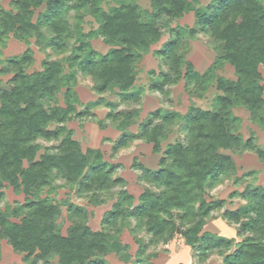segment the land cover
I'll use <instances>...</instances> for the list:
<instances>
[{"label": "trees", "instance_id": "1", "mask_svg": "<svg viewBox=\"0 0 264 264\" xmlns=\"http://www.w3.org/2000/svg\"><path fill=\"white\" fill-rule=\"evenodd\" d=\"M103 1L12 0V10L0 8V40L8 34L21 40L47 35V47L64 53L74 34L66 15L70 10H83L97 20L98 28L92 33L100 35L109 49L100 54L88 42L89 34L79 33L66 58L68 66L90 76L96 93L116 88L125 101L135 96L129 89L136 62L160 38L168 22L193 11L195 27L169 29L172 38L155 51L167 67L155 88L162 90L174 83L183 65L186 82L199 87L212 80V69L200 74L181 52L184 37L197 32L208 34L217 45L215 65L230 64L236 77L215 78L219 92L210 108L191 106L183 116L160 108L152 111V119L140 124L138 138L152 143L157 151L169 127L181 119L184 141L168 143L156 169L142 167L140 178L148 187L137 198L121 190L103 218V229L91 230L86 210L70 202V224L62 233L56 223L59 205L49 195H41L46 188L54 189L55 179L76 183L77 193L89 194L92 199L100 198L123 179L111 177L113 166L98 150L82 152L63 125L75 111V73H64L60 60H44L42 70L27 73L28 50L21 57L8 58L5 70L12 75L0 85V199L2 187L8 184L24 193L25 202L0 211V239L22 254L27 264L51 256H56L59 264H104L106 254H119L124 247L117 237L119 226L134 218L135 228L144 230L152 244L167 243L180 234L200 260L217 252L222 255L221 264H264V185H247L240 193L230 194H239L244 200L222 213L244 235L232 250V239L201 232L210 213L224 205L223 199L208 200L206 194L234 171V161L226 151H253L264 163V146L251 136L242 138L237 130L240 119L233 113L234 107H243L251 121L264 126V87L259 71V66L264 67L262 0H210L204 8L195 7L198 0H148L146 8L138 0H113L105 9ZM42 5L44 11L33 21L34 9ZM61 87H65V106L55 101ZM107 116L125 129L137 113L110 111ZM51 123L56 125L49 128ZM132 137L123 133L116 148L127 146ZM38 139L59 142L54 150L45 148L38 154ZM134 264L150 263L138 258Z\"/></svg>", "mask_w": 264, "mask_h": 264}, {"label": "rangeland", "instance_id": "2", "mask_svg": "<svg viewBox=\"0 0 264 264\" xmlns=\"http://www.w3.org/2000/svg\"><path fill=\"white\" fill-rule=\"evenodd\" d=\"M11 1L0 0V8L12 10ZM209 2L210 0H198L195 7L204 8ZM262 2L264 4V0ZM112 3L113 0H106L102 2L101 6L105 9ZM138 3L143 8L148 7V0H138ZM44 8L42 5L34 9L33 21L39 13L44 11ZM66 18L74 34H72L68 50L64 53H56L47 47V35L41 36V38L32 35L27 40H21L13 34H8L5 40H0V85L6 84L12 75L5 70L6 60L11 57H21L26 50L30 56V62L25 67L27 73L42 70L44 60H60L64 66V73H75L76 83L73 86L75 111L71 119L64 122L63 125L70 131L71 137L79 143L82 152H86L88 149L98 150L102 159L113 166L111 177H120L123 182L101 193L100 198L92 199L89 194L85 197L80 196L76 191V183L71 184L61 179H55L52 183L54 189L48 191L46 188L41 195H49L52 201L59 205L60 213L56 218V223L62 233H65L70 224L67 211V205L70 202L80 205L86 210L87 225L91 230L97 231L103 229V218L112 208L121 190L125 189L137 198L148 187V184L140 178L142 167L156 169L166 145L185 139L183 120L178 119L169 127L159 149L154 151L152 143L136 136L140 131V124L147 119H152L150 114L157 108L164 112H176L181 116L186 114L191 106L210 108L215 95L219 92L216 88L215 78L222 76L226 79H235L236 76L230 64L224 62L221 65H215L214 62L218 55L217 45L215 46L208 34L197 32L193 37L189 35L184 37L181 52H183L184 60L190 62L193 69L200 74L212 69V80L199 87L195 86L193 82H186L183 77L185 71L183 65L181 76L174 83L163 86L162 90L155 88L154 85L158 83L161 71L167 70L165 62L155 51L161 49L172 38L169 29L175 26L186 29L195 27L193 11H189L180 18L168 22L167 27H163L160 38L151 44L148 51L136 62L135 79L129 89V93L135 95L134 98L121 100L116 88L102 94L96 93L92 88L93 82L90 76L82 74L76 68L70 69L66 58L69 57L72 47L77 43L76 38L79 33H88V42L100 54L106 53L109 45L104 43L100 35L92 33L98 28V22L92 15L83 10L79 12L70 10ZM259 71L262 76L260 84L264 87V67L259 66ZM64 90L65 87H61L55 96L56 104L60 106H65ZM130 110H135L137 116L125 129H121L118 122L107 116L110 111L126 112ZM233 113L240 119L237 130L242 138L246 139L251 136L257 145L264 146V126H259L251 121L249 112L243 107H234ZM55 125V123H51L49 128H53ZM123 133L133 136L132 140L127 146L116 148ZM37 142L41 145L39 154L45 148L54 150L59 141L38 139ZM226 153H230L232 156L235 165L234 171L222 178V182L206 194L208 200L223 199L224 205L221 209L210 213L201 232H209L217 237L232 239L230 249L232 250L244 235H240L238 225L227 221L222 213L225 209L232 210L244 203L239 194L231 196L232 192L240 193L247 185H264V163L253 151H226ZM250 171H252L251 174L248 173ZM1 191L0 211H4L6 208L11 209L15 205L25 202L24 193L14 190L8 184H5ZM135 223L134 218H129L124 222V225L119 226L117 237L124 247L119 254L115 252L106 254L103 257L104 264H134L138 258H142L150 264H221L222 262V255L217 252L200 260L180 234H175L167 243L152 244L150 236L144 230L135 228ZM0 264H27V262L23 260V255L15 252L6 240L0 239ZM36 264H59V262L56 256H51L47 261H39Z\"/></svg>", "mask_w": 264, "mask_h": 264}]
</instances>
